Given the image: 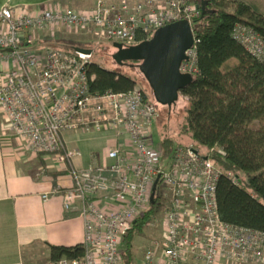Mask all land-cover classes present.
<instances>
[{"label":"built area","instance_id":"obj_1","mask_svg":"<svg viewBox=\"0 0 264 264\" xmlns=\"http://www.w3.org/2000/svg\"><path fill=\"white\" fill-rule=\"evenodd\" d=\"M200 17L198 5L189 0L159 5L156 0L136 5L103 0L88 10L0 9V112L28 151L51 156L55 168L70 171L73 186L60 192L63 208L78 211L84 222V255L49 264H124L123 241L152 207L157 213L146 229L159 222L161 240L144 247L137 264H264V233L221 221L217 184L224 173L217 161L193 148L164 157L151 139L159 118L155 103L137 88L91 95L88 66L93 52L42 48L50 37L40 36L61 28L88 31L99 42L131 47L177 21H188L194 31ZM234 37L264 64L261 35L239 26ZM195 49L187 52L189 61L181 68L194 77ZM78 131L115 133L120 142L108 153L111 163L70 168L76 152L68 150L63 137ZM58 194L54 190L42 199Z\"/></svg>","mask_w":264,"mask_h":264},{"label":"trees","instance_id":"obj_2","mask_svg":"<svg viewBox=\"0 0 264 264\" xmlns=\"http://www.w3.org/2000/svg\"><path fill=\"white\" fill-rule=\"evenodd\" d=\"M205 1L208 13L197 20L194 29L196 81L180 95L186 104L179 125L180 136L194 141L195 146L187 148L203 155L212 152L224 173L217 184L221 221L264 233V64L234 37L237 27L248 26L264 39V16L238 0ZM110 48L115 54L113 46ZM72 50L73 47L68 49ZM113 55V64L119 66ZM88 78L89 93L94 96L128 93L137 88L133 76L108 69L96 61L88 66ZM148 99L159 108L152 98ZM180 148L169 136L165 135L161 141L164 157H170ZM156 213L157 208L152 207L124 239L121 249L124 264H136L135 238L144 232ZM83 255L82 245L49 246L50 262Z\"/></svg>","mask_w":264,"mask_h":264},{"label":"crops","instance_id":"obj_3","mask_svg":"<svg viewBox=\"0 0 264 264\" xmlns=\"http://www.w3.org/2000/svg\"><path fill=\"white\" fill-rule=\"evenodd\" d=\"M99 1L103 0H0V9L34 12L63 6L88 10ZM238 1L264 16V0ZM45 35L50 39L54 36H40ZM63 139L68 150L76 152L70 168L77 170L110 164L108 153L120 142L111 131L68 132ZM72 186L70 171L55 168L51 156L28 151L6 126L0 112V264H30L38 259L34 255L37 247H42L49 264V246L83 244L84 222L78 211L64 210L60 193ZM54 190L59 194L43 201V195Z\"/></svg>","mask_w":264,"mask_h":264},{"label":"water","instance_id":"obj_4","mask_svg":"<svg viewBox=\"0 0 264 264\" xmlns=\"http://www.w3.org/2000/svg\"><path fill=\"white\" fill-rule=\"evenodd\" d=\"M208 3L201 1L199 9L201 18L207 13ZM116 53L114 62L119 66L126 63H138V67L148 82L156 103L171 109L176 106L181 92L191 87L196 78L191 74L182 73L181 68L189 61L187 52L195 48V36L191 25L186 20L169 24L157 30L152 38L136 46L124 47L120 43H114ZM74 51L90 55L93 51L81 48H73ZM159 180L156 181L152 203L155 202V194Z\"/></svg>","mask_w":264,"mask_h":264},{"label":"rangeland","instance_id":"obj_5","mask_svg":"<svg viewBox=\"0 0 264 264\" xmlns=\"http://www.w3.org/2000/svg\"><path fill=\"white\" fill-rule=\"evenodd\" d=\"M130 1L132 5H136L139 3H144L148 0H130ZM166 1L167 0H156V3L159 5L160 3L164 4ZM189 1L201 5L202 0H189ZM261 8H263L264 10V5H262ZM43 37H46V35ZM53 38L50 39V41H52L51 44L47 42L48 40H46L43 43L42 48L54 47L56 49L68 51V49H72L73 47V48H81L84 50H91L93 51L94 54V56L91 59V62L96 61L97 63L108 69H116L120 72L133 76L137 80V89H139L142 92L145 91L148 94V96L147 95L146 96L154 100L152 90L148 82L140 72L138 63H132L130 66H123V67H119L113 64L111 56L114 54V52L111 50V48L108 49L109 47L113 46L111 43L104 41L102 42L97 41L98 40L97 37L88 31H75V30H67L62 28L57 29L56 32H54ZM104 49L107 50L104 51ZM160 106L159 108H157L159 111V118L157 121H155L154 127L152 129L151 139L154 148L158 151H161V141L164 139L165 135L171 137L175 142V146H179L182 149L195 146L194 141H192L189 138H183L180 136L179 125L183 121L185 115V108H186V104L182 100V98L180 97L177 105L172 107L171 109H169L168 107H163V106L160 107ZM166 128L168 130H165ZM204 154L207 155V153ZM208 155L212 157V152H210ZM160 232H161L160 223L156 222L154 227L151 228L147 227V229H145L143 233L138 234L136 236L134 241V254H135L136 264L137 261L142 260V258L144 257L143 256L144 247L148 246L150 242L161 240ZM43 251L44 250L42 249V247H37L36 250L34 251V255L38 258L37 260L39 261L35 260L32 261L30 264H48L47 257L45 255V252Z\"/></svg>","mask_w":264,"mask_h":264}]
</instances>
